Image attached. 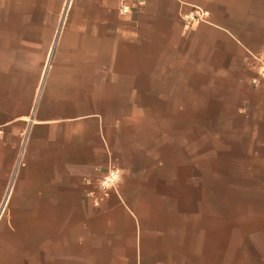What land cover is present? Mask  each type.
Instances as JSON below:
<instances>
[{
    "label": "crops",
    "instance_id": "1",
    "mask_svg": "<svg viewBox=\"0 0 264 264\" xmlns=\"http://www.w3.org/2000/svg\"><path fill=\"white\" fill-rule=\"evenodd\" d=\"M129 3L125 16L120 0H0V264H224L191 212L161 198L175 168L138 124L175 122L154 108L191 106L194 90L264 137V0ZM111 162L120 196L97 206Z\"/></svg>",
    "mask_w": 264,
    "mask_h": 264
},
{
    "label": "rangeland",
    "instance_id": "2",
    "mask_svg": "<svg viewBox=\"0 0 264 264\" xmlns=\"http://www.w3.org/2000/svg\"><path fill=\"white\" fill-rule=\"evenodd\" d=\"M191 96V106L180 99L178 106L154 108L169 112L175 122L138 124L145 143L159 136V161L175 168L176 184L161 188L163 194L167 190L161 198H177L170 208L191 212L186 222L200 229L203 241L222 246L224 264H264V137H245L238 124L220 121L210 99L200 106L199 93L193 90ZM186 166L191 181L185 180Z\"/></svg>",
    "mask_w": 264,
    "mask_h": 264
},
{
    "label": "built area",
    "instance_id": "3",
    "mask_svg": "<svg viewBox=\"0 0 264 264\" xmlns=\"http://www.w3.org/2000/svg\"><path fill=\"white\" fill-rule=\"evenodd\" d=\"M132 7L129 0H120V13L129 15ZM258 63L256 65L260 80H255V85L264 84V58L256 57ZM26 140L24 139L17 153V158L13 170L12 179L19 173L20 169L26 164ZM103 173L95 182V190L91 192L94 203L98 206L111 196L114 192L120 196L119 187L122 182L123 170L115 162H111L106 167H99ZM13 181V180H12Z\"/></svg>",
    "mask_w": 264,
    "mask_h": 264
}]
</instances>
